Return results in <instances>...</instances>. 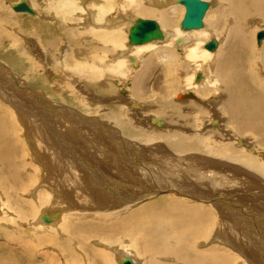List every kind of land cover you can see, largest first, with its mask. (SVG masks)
<instances>
[{"label": "bare ground", "instance_id": "1", "mask_svg": "<svg viewBox=\"0 0 264 264\" xmlns=\"http://www.w3.org/2000/svg\"><path fill=\"white\" fill-rule=\"evenodd\" d=\"M19 1L25 2L32 10L29 17L37 14L36 16L41 19L23 21L20 16H26L23 15L26 12L2 11L0 31H5L6 24L9 27L16 26L18 31L32 36L42 47L36 44V49H32L35 56L31 54L32 57H29L37 66L36 70L33 67L25 70L23 68L25 65L17 61L19 64L16 66L23 72L25 78L29 79V76H35L36 72L43 71L47 74L46 77L36 76L35 79L45 87L46 92L50 91L52 97L76 104L81 108L85 107L83 101L78 99L75 102L76 99L71 97L72 93L67 94L70 96L60 93L58 89L60 86L56 85L53 75L48 73L52 71L51 68L38 60L40 49H42L41 53H46L45 59L54 60V64L67 74L71 68L83 72L81 77L73 78V82L79 83L82 80L83 86L88 87L89 91L96 88L104 97L114 95V84L112 82L104 84L103 77L125 78L129 72L128 64L139 66L137 71L132 73L131 90L129 89L136 103L143 102L142 95L148 81L153 84V79L164 78L167 82V94L171 96L174 93L173 97L167 99L161 89L162 97L156 98L158 104L146 107L147 103L144 102L146 104L143 103L142 108L143 113L151 108L156 115L153 119H158L157 117L163 119L165 125L169 124V129L161 128L163 125L161 120H157L160 123H154L152 117L151 123L158 130H146L147 122L144 128L138 129V121L135 119L142 109H139L137 104H132L135 103L134 101L129 102V106L133 107L135 112L133 116L128 115L120 105L109 106L104 110L103 116L112 120L127 136L143 137V140L149 141L147 132H157L154 135L158 137L169 135L167 141L165 140L167 143L163 141L171 149L180 147L179 154H183L180 156L183 165L178 170L172 169L170 164L166 163H160L158 166L159 177L156 175L154 179H161L160 189L173 187L175 191L179 190L176 186L180 177L181 183L189 180L194 182L193 179H198L202 173L204 180L201 177L202 182L199 184L183 185V188L188 189L186 197L183 195V190H180L176 191L177 194L173 192L170 196L161 195L159 199L155 198L128 209L131 207L128 204L130 199L121 201L123 197L117 195L120 189L127 191L123 188L122 180L116 179L111 173L110 178L109 171H105L102 176L100 171L96 172L86 165L85 175L81 176L85 184L77 185L73 177L77 174L76 164L70 154H65L68 147L66 150L65 146L59 145L54 150L50 149L53 151V156L47 154V148L55 143L58 133L51 132L53 137L45 140V132H35L36 136L42 139L39 145V140L34 137L33 132L25 130L26 135L19 136L20 140L27 139L33 155L32 159L44 165L40 174L38 167H34L31 160L25 156L28 153L23 154L22 149L26 150V147L23 148V144L10 133L16 132L14 129L19 127L20 122L19 124L10 122L12 120L9 121L7 118V109L13 106L15 113L18 111L22 116L27 112L19 103L12 102L13 97H17L16 93L14 95L13 92H4L5 89L14 91L13 87L18 86V79L12 76L10 78L8 74L10 71L5 70L4 73L0 69V233L2 235L0 264H38V262L59 264L61 261L62 264H80L85 260L88 264H119L121 253L130 256H122L121 261L123 258H128L131 264H133L132 259L134 264H264V39L256 41L257 45H260L258 48L253 44V31L256 28L253 24L260 22L261 26H264V0H219L220 5L216 6L214 12L209 9L210 2L202 0L206 2V6L201 17V26L190 29L180 28L182 18L178 24L172 18L170 11L178 8L185 10L177 0H120L119 5H116L117 0H9L10 7ZM2 9L4 10L5 7ZM131 12L140 16L155 17L157 20L153 18L152 20L161 33L160 38L140 44H126L124 33L127 38L129 27L137 18L130 17ZM210 12L212 17L209 16ZM45 20L47 22H43ZM24 24L32 26V29L24 28ZM46 27L51 28L45 29ZM212 38L215 40L214 48L210 50L204 48V43ZM14 40H17L16 37ZM17 41L14 42L15 45ZM154 41H161L160 43L167 47L154 49L156 44ZM61 44H64L65 48L58 57L64 59L59 64L56 52ZM30 45L35 48L32 40ZM126 46L131 49L125 52ZM174 46L180 50V54L172 50ZM162 52L167 54L166 63H163ZM75 54L78 59H75ZM109 55H112L113 59L109 60ZM178 55L181 57L178 58ZM159 62H162L161 66ZM155 71L158 72L157 75ZM159 80L154 82L157 87ZM18 82L25 83V80ZM163 84L165 85V82ZM10 85H13L12 88ZM29 91L34 94L33 90L29 89ZM149 91L152 93L151 90ZM177 92H181V95ZM126 94L129 96V93ZM203 96L206 103L200 100ZM37 97L36 94L32 95L34 99ZM208 101L216 102L208 103ZM51 108H55L53 104ZM129 110L132 109L129 107ZM208 110L214 114L210 120L207 119L210 118ZM31 118L32 116L29 117ZM40 121L44 120H39L36 124H41ZM174 121L177 123L175 124ZM30 124L36 127L35 122ZM193 132L200 134L195 135ZM209 132L216 134L209 135ZM223 132L231 134L235 146L245 144L246 139H241V135L251 137L252 146L246 150L241 147L235 148L225 139ZM69 137L71 141L72 137ZM46 143H48L47 148L43 146ZM253 144L259 151L253 147ZM147 148L150 149L149 146L145 149ZM38 155L40 159H36ZM54 160L59 161L58 165L61 166L56 167ZM153 160L157 162L156 159ZM148 165L149 172L153 176L157 165ZM58 169L64 170L61 171L62 175ZM214 170H217L223 178L219 182L220 185L228 187L223 180L230 183L236 179L243 190L247 191L253 202V205L248 207V213L233 209L235 206L223 198L227 196L226 191L221 192V197H214L213 191L201 189V186H206L214 179ZM113 171L118 173L116 177L122 172L117 168ZM166 172L175 177H169ZM123 176L121 174L119 178ZM131 176L133 177V174ZM253 176L260 180L262 185H257ZM242 180L244 181L240 182ZM82 186L87 190L80 193ZM89 186H94L92 189L105 188L109 195L114 196L113 200L109 201L101 197L98 192L102 190L97 192L100 196L94 197L93 200L90 190L88 191ZM28 190L29 193H26ZM103 193L106 192L103 191L101 194ZM117 200L125 205L117 208L119 202ZM63 203L67 206L58 210L59 205ZM100 205L111 209L102 212L96 210L95 213L88 210V208H101ZM212 224L218 225L219 230L212 233L209 230ZM235 246L243 249L238 251L234 249ZM72 247L81 254L76 253ZM55 248L57 254L50 252ZM255 248H262L259 257L253 252ZM161 253H166L171 258L166 262L160 257Z\"/></svg>", "mask_w": 264, "mask_h": 264}, {"label": "rangeland", "instance_id": "2", "mask_svg": "<svg viewBox=\"0 0 264 264\" xmlns=\"http://www.w3.org/2000/svg\"><path fill=\"white\" fill-rule=\"evenodd\" d=\"M27 1H29V0H27ZM207 1L210 2V7H211V4H212L213 8L209 7V9L211 10V12H214V9L219 4V2H218L219 0H207ZM6 3H8V4H6ZM119 4H120V0H117L116 5H119ZM4 7H5V9L3 10L2 8H4ZM114 7H115V5H114ZM2 11H6V12L9 11V13H19V12H16V11L11 9V7L9 5V0H0V13ZM211 12L209 14L210 17H212ZM170 13L172 14V18H174L176 24H178L180 19L183 17L184 10L183 9L179 10V8H178L177 10L175 9L173 11H170ZM27 14L28 13L23 14V15H26V16H20L23 19V21H26V20H29V19H32V20L36 19V21H37V19L40 18L39 16H36L37 14L35 16H32V17L31 16L29 17L30 14H28V15ZM129 14H130V17H132V18L133 17H141V18L143 17V18H150V19L153 18V19L157 20L155 17H152V16H140V15L135 14L134 12H131ZM209 16H208V19H210ZM42 20H43V18H42ZM43 22H47V21L45 20ZM56 22L58 24H60V22L58 20H56ZM257 23L258 22H255V24H253V27L256 26L255 30L253 31V44H254V46H257V48H258L260 45H257L255 35H256V33L258 31H260L261 29H264V26H261L262 24L260 22L258 24ZM208 24L209 23H207V25ZM203 25H204V23H203ZM4 26H5L4 28L7 27L8 29L7 28L5 29L6 32L5 31H0V66H1L0 69L4 73H5V70H6V72H7V70L10 71L8 73V74H10V78L12 76V77H15L16 79H18V81H24L25 80V83H20V82L17 81L18 86H14L13 87L14 91H12L11 89H9V90L5 89L4 92H13L14 95L16 93L17 97H13L12 102L16 103V104L19 103V105L22 106L21 108H23V110L25 109V111L28 114L27 115L26 113L25 114L23 113V116H22L17 111L18 108L16 109L18 114L15 113V109L13 108V106L9 107L7 109L6 115H7L8 120L9 121L12 120L10 122H13V123L16 122V124H19L18 122H20L19 127H16L17 129L16 128L14 129L16 132H10V133H12L21 144H23V148L26 147V150L22 149L23 150V154L25 155V154L28 153L25 156L28 157L31 160V163L34 165V167H36V168L38 167V169L40 170V174H41V172L43 170L42 168L44 167V165H42V163H39V162L37 163V161H35V159H32L33 155H32V152H31V150L29 148L30 145L27 144V139L25 141H21L20 137H19V136H23L22 134H24L23 137H25L27 131L28 132H33L32 134L35 135V136L34 135L33 136L37 140H39L38 141L39 145L41 144V140L42 139L38 138L39 136L37 137L35 132H42V133L45 132L46 133L45 140H47V139L49 140L51 137H53V134H51V132L58 133L56 135V137H55L56 138L55 141H54L55 143L51 144L50 148H47L48 143H46V145H43V146H46V148L48 150L47 154L49 153L50 156H53V151L52 150H54V148L56 149V147H58L59 145L61 147L65 146L66 150H67V147H68V151L65 154H67V155L70 154V156H72L73 162L76 164L75 170H76L77 174H74L73 177H74V180L77 182V185H84L85 184L84 183V179L81 176H83V174L85 175L84 168H86V165L91 167L96 172L100 171L102 176L105 173V171H109L108 172L109 175L111 173L116 179L118 178V179H120V181L122 180L123 188H125L127 191H129V193L127 191L125 192V191H122L120 189L119 193L117 195L123 197L122 200L120 199L121 201L130 199L128 204L131 207L128 208V209L135 208V207L139 206L140 204L146 203V201L153 200L155 198L159 199V197L161 195L170 196V194H173V192L175 194H177L176 191H180V190L181 191L183 190V195L186 197V194L188 193V189H187V187L183 188V185L189 184L190 186H194V185H196V183L199 184L200 182H202V179L204 180V178L202 177L203 176L202 173H200L201 176H198V179H193L194 182L189 180L188 182L186 181L184 183H181V182H179L180 180H182V178L180 177L177 180L178 184L176 186V187H179V188H176V189H179V190L175 191L174 190L175 188H173V187H170V189H160L159 187L160 186L162 187V185H159L161 183V179H157V180L154 179V177H156V175L157 176L159 175L158 171H160V168H158V166H159L160 163H166V164H170V167L172 169L178 170L179 167L181 165H183V163H181L182 159L180 158V156H182L183 154L182 153H180L181 155L179 154V152L181 151L180 147H176V148L173 147L171 149V147L168 144L167 145L165 144V142L167 141V137L169 135L167 137H163V136L158 137L157 135H154V134H157V132L156 133L147 132V135H148L147 138H148L149 141H146L145 138H144L145 140H143V137H139V138L137 137L136 138V137L127 136V134H124L123 132L120 131V128L116 124H114L112 122V120H108L106 117L103 116V114H104L103 112H104L105 109H107L109 106L112 107V106H115V105L116 106L120 105L121 109L123 108V110H126L127 111L126 113H128V115L133 116L135 112L133 110V107L129 106V104H130L129 102L134 101L135 103L132 102V104H134V105L137 104L136 106H138L139 109H142V110H140L141 113H139L140 117L139 116H138V118L135 117L136 118L135 121H138V129L139 128H144L145 125H146L145 122H147L148 125H146V126H148V128H146V130H148V129L149 130L150 129H152V130H156L157 129L158 130V128L154 127V125L151 123V117H152V120L154 121V123H160V122L157 121L159 119V117H157L158 119H153V117L156 116L155 113L153 112V110H151V108H149L148 111L143 113V108L142 107L146 103H147L146 107H152L155 104H158L156 98H158V96L162 97L160 95V92H162V90L165 93V97L166 98L168 97L167 99H169L171 96L173 97L174 93L171 94V96H169L167 94V82L165 81L164 78H162L163 81H162V79H160V80L159 79H153V81L151 80L153 82V84L152 83L150 84L149 81H148L149 84L147 83L146 86H145L146 88H144V94L142 95L143 96V98H142L143 102H139L141 104L140 105L139 103H136V100L133 99L134 97L130 93V90H131L130 87H131V84H132L131 83L132 82L131 79L133 77L132 73L136 72L137 71L136 69L139 68V66L138 65L137 66H131L130 64H128V68H129V72L130 73L128 72V75L125 78L119 79L117 77H114V78L113 77H107V78L103 77V80L105 82L104 84H106L108 82H110V83L112 82L114 84L113 85L114 95H110V96L106 95L107 97H104L99 92V90H97L96 88H93L91 91H89L90 89L88 87H84L83 86V82L84 81L82 82V80L79 81V83L77 81H76V83L73 82L74 81L73 78L81 77L84 74L83 72H80V71L76 70L75 68H73V69L71 68V69L68 70V74H67L64 70H62L61 68H58L56 66V64H54V60L48 59V58L45 59L46 58V53L45 52L41 53L42 49H40L41 51L40 50L38 51V53L40 52L39 53L40 55L38 56V58H40V59H38V60L40 62H42V64L44 63L45 66L51 68L52 71L51 72L48 71V73L49 74L51 73L53 75L52 77H53V79H55L54 81H56V85L60 86L58 88L60 90V93H62L65 96L67 94L71 95V93H72L73 96L71 95V97H73L74 100L76 99L75 102H77L78 99H80L81 102L82 101L86 102V104H84L82 102V104L85 105V107H82L83 108L82 109L80 106H78L76 104L68 103L67 101H61L57 97L56 98L52 97L50 91L46 92L45 87H43L41 84H39V82L35 79L36 76H40V77L44 76V77H46L47 74L44 73L43 71H41V73L40 72H36L37 75L34 74L35 76H33V77L29 76V79L24 77L23 72L16 66V64H19L17 61H20L22 64L25 65V67H23L25 70L27 68H29V67H33L34 70H36L37 66L34 65L35 63L33 62V60H30L29 57H32L31 54H33L35 56V54L33 53L34 52L33 50L36 49V46L39 45V44L36 43L35 39L32 36L26 35V34L22 33L21 31H18L16 26H12V27L10 26L11 28L9 27V25L7 26V24L4 25ZM24 26L23 27L27 28L28 30L32 29V26H28L27 24L26 25L24 24ZM65 27L67 28L68 26H65ZM47 28H51V27H46L45 29H47ZM0 30H2V29H0ZM124 35H125L126 44H129V42H128L127 38H126V33H124ZM15 37H16V39L19 42L17 40H14ZM12 39L14 41H12ZM27 40H29L30 42L32 40V42L35 43V48H33L30 45L29 41L27 43ZM158 40H160V39H158ZM15 41H17L16 42L17 45L14 44ZM154 42H156L154 49H156L158 47H160L161 49H164V47H167V46L161 44L160 43L161 41H154ZM79 43H80V41H79ZM177 45H180V44H177ZM15 47H17V48H15ZM39 47L42 48L40 45H39ZM58 48H57V52H56L57 57L62 54L61 50L64 49L65 46H64V44H61ZM128 49H131V48H128L126 46L124 48L125 52L128 51ZM59 50H60V52H59ZM172 50H174V52H177V53L180 54V50L178 48H176L175 46H174V49L172 48ZM28 54L30 56H28ZM113 54L115 55L116 53H113ZM162 54H163L162 57L164 59L163 63H166L167 60H168V57L166 56L167 54H165L164 52H162ZM76 55L77 54H75V59H78ZM112 55H109V57H108V59L110 58L109 60L113 59ZM180 57H181V55H178V58H180ZM60 59H62V60H60ZM63 59H64V57H62V58L60 57L58 63L60 64L63 61ZM159 63H160V66H161L162 62H159ZM4 65L6 67H4ZM10 67L11 68L13 67V69H11ZM161 69H162V67H161ZM161 69H160V71H161ZM14 71L16 72V75H15ZM176 72L180 73L178 71H176ZM154 73L156 75L158 74V72H156V71ZM72 76H74V77H72ZM77 76H79V77H77ZM22 77H24V78H22ZM118 79H119V81H118ZM158 80L160 81L158 83L159 87H157L154 84V82H157ZM163 82H165L166 86L163 84ZM61 85H62L63 88H66L65 86H67V88L63 89V88H61ZM12 86L10 85L11 88H12ZM69 86L71 88H69ZM150 87L152 89H154V90H152ZM157 88H159V89H157ZM29 89L33 90L34 94H32L29 91ZM58 89H56V90H58ZM61 89H63V90H61ZM148 89L151 90L152 93ZM115 91H116L117 95L115 94ZM197 92H199V90ZM197 92H194V93H197ZM92 93H94L95 95H93ZM126 93H129V96ZM31 94L32 95L36 94V95H38V97L36 99H34V98H32ZM91 94L93 95L92 97H94V98H92L90 96ZM177 94L181 95V92H177ZM70 95H67V96H70ZM77 95H78V97H77ZM100 96H101V98H100ZM115 96H116V98H115ZM30 97H31V99H30ZM17 98H18V100H17ZM84 98H85V100H84ZM224 98H225V96L223 97V99ZM113 99L115 101H117V102H115ZM145 99H147V100H145ZM200 100H201L202 103H206L205 96L201 97ZM43 101H45V102H43ZM39 102H41V103H39ZM144 102H146V103H144ZM214 102H216V101H208V103H214ZM48 103L49 104L52 103L55 108L54 109L51 108L52 104L49 105ZM46 106L49 109L50 108L51 109L50 110L48 108L46 109ZM41 107H43L44 109L41 108ZM129 107L132 109L131 111L129 110ZM135 107H134V109H135ZM129 113H131V114H129ZM207 113L210 114V118H207L208 120H210L214 114L212 113L211 110H208ZM17 115H19V116H17ZM52 115H54V117ZM141 115H142V117H141ZM143 115H145V116H143ZM30 116H32L31 119H33V120L29 119ZM14 117L16 119H13ZM148 117H150V118H148ZM161 118H163V117H161ZM21 120H22V122H21ZM39 120H44V121L43 122L40 121L41 124H36V123H39ZM159 120H161V122L163 124L161 126V128L169 129V124L165 125L166 123H165V121L163 119H159ZM31 122H33V123L35 122V124H36L35 128H34V124L33 125L30 124ZM139 122H140V124H139ZM174 122H175V124L177 123V121H174ZM28 123H29V125H28ZM143 124H144V126H143ZM25 130H26V132H25ZM48 132H49V134H48ZM186 133H192V132H186ZM193 133H195V135L196 134H198V135L200 134V132L199 133L193 132ZM223 133L225 135V139L233 144V139L231 138V134H227L226 132H223ZM215 134H216V132H209V135H215ZM47 136L49 138H46ZM151 136H153V137H151ZM68 137L69 138L72 137L71 141H70V139H68ZM173 138L174 137H172V139ZM240 138L241 139L244 138L243 140L246 139V142H245V144H243V146H235L233 144L235 146V148L236 147H241V148L246 150V149H248L249 147L252 146V145H250V143L252 142V138L251 137H248V136L245 137V136L241 135ZM163 140L164 141L166 140V141L164 142ZM148 146L150 147V149H148V148L145 149ZM163 147H165V148L163 149ZM253 147L257 151H259L256 145L253 144ZM161 148H162V150H161ZM50 149H52V150H50ZM148 152H149V156H148ZM153 152H154V154L152 155ZM157 153H159V154H157ZM49 155H48V159H50ZM156 155H160V156H156ZM74 156H75V159H74ZM155 156H156V158H155ZM38 157H40V155H38L36 157V159H40ZM169 158H170V160H169ZM21 159H23V158H21ZM48 159H46V160H48ZM153 159H156L157 162L155 160H153ZM54 162H55V166L56 167H60L61 166V164L58 165V163H60L59 161L54 160ZM140 162L142 164H140ZM148 164H154L155 166L157 165L154 168L155 172H153L151 170L153 172V176L149 172L150 171L149 170L150 167H149ZM95 166H96V168H95ZM79 168H81V169H79ZM116 168H117V170H119V169L122 170L121 174L124 175L122 178H119V177H121V174H119V177H116V174H118V173H115V171H113V169L115 170ZM131 168L134 169V170L132 171ZM61 171H64V170L61 169ZM61 171L58 169V172H60V174L62 175ZM145 171L147 173H145ZM167 173H168L169 177H172V178L175 177V175H172L169 172H166V174ZM131 174H133V177L131 176ZM99 175L100 174H98V176ZM112 175H110L109 177L111 178ZM125 175H127V176H125ZM254 176H253V179L255 180V183L257 185H262V182L260 180H258V179H255ZM151 177L153 179H151ZM201 177H202V179H201ZM213 177H214V179L212 181H210L209 183H207L206 186H201V189L202 190H211V191H213L214 192V197H221L220 196L221 192L222 191H226L227 192V194H226L227 196H225L226 198L225 197H223V198L225 200H227V202H229L232 206L233 205L235 206V208H233V209H235L238 212H240L239 210H242V211L248 213L249 212L248 211V207L253 205V202H252L251 198L249 197V195L247 194V191L245 189L243 190V188L241 187L239 182H237L236 179L232 180L230 183H229V181L226 182V180H223L224 184L226 183L228 185V187H224L223 185H220V183H219L220 181H222L223 178L221 177L220 173L217 170L213 171ZM241 177L242 178H246L245 176H241ZM130 178H131V180H130ZM41 179H42V177H41ZM126 181H128V182H126ZM243 181L244 180H242L240 182H243ZM93 187L94 186H89L88 187L89 188L88 191L90 190L89 193H91V196L93 197V200H95L94 197H97V196L99 197L100 195H101V197H105L109 201H110V199L113 200L112 198H114V196L109 195L105 188H103V187L96 188L97 189L96 190V189H92ZM164 188H166V187H164ZM241 189H242V191H240ZM84 190H87V189H86L85 186H82L80 188V193H82ZM94 190H96V191H94ZM99 190H102V192L104 191L106 193L105 194L104 193L101 194L102 192H98ZM234 190H237V191H234ZM97 192L100 195H97ZM124 192H125V194H124ZM138 192H139V195H138ZM26 193H29V190ZM172 196L177 197V198H181V197H178V196H175V195H172ZM120 200H117V201H119L117 203V205H116L117 208H120L121 206L125 205V204H122V202ZM92 203H93V201H92ZM113 205L115 206L114 203H113ZM59 206L60 207H59L58 210L65 208L67 205L65 203H63V204H60ZM100 207L101 208H99V207H97V208H88V210L89 211H93V212L94 211L96 212V210L102 212V211H105V210L108 211V210L111 209V207H106L105 205H100ZM87 214H91V213H87ZM38 221H40L39 217H38ZM209 230L212 233H214L217 230H219V226L215 225V224H212V226L210 227ZM0 236H2L1 233H0ZM219 236H220V234L217 236V238ZM253 246H255V245H253ZM72 249L73 250L75 249L74 251L76 253H80V251L76 250L75 247H72ZM234 249L240 251L243 248H240L239 246H235ZM56 250H57V248H55L54 251L51 250L50 252L57 254ZM253 252H254V254L257 253L258 257H259L261 255L262 248H255L253 250ZM122 256H129V255L121 253L120 254V259H119V264H121ZM160 257L162 259H165L166 262L168 261L169 258H171L166 253H161ZM137 259H139V258H137ZM55 261L57 262V260H55ZM59 262H60V260H59ZM39 263L41 264V262H38V264ZM132 263L134 264L133 259H132ZM35 264H37V263H35ZM59 264H62V261ZM80 264H88V262H87V260H85V261L81 262Z\"/></svg>", "mask_w": 264, "mask_h": 264}, {"label": "water", "instance_id": "3", "mask_svg": "<svg viewBox=\"0 0 264 264\" xmlns=\"http://www.w3.org/2000/svg\"><path fill=\"white\" fill-rule=\"evenodd\" d=\"M185 8L183 17L180 21L181 29L199 28L201 26V17L206 6L202 0H177ZM11 9L17 12H26L31 14L32 10L28 5L19 1L11 5ZM161 33L152 19L135 18L134 23L129 27L127 40L131 44H140L152 39L160 38ZM256 41L264 39V29L255 35ZM215 46V40L212 38L204 43L203 47L210 50ZM121 264H131L128 258H123Z\"/></svg>", "mask_w": 264, "mask_h": 264}]
</instances>
